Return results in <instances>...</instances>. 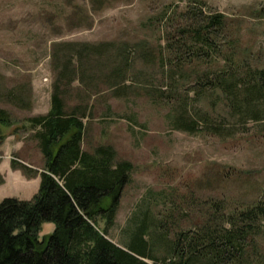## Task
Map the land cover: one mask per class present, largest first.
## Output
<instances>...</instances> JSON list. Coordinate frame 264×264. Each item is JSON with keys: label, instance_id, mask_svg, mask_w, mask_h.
Instances as JSON below:
<instances>
[{"label": "rangeland", "instance_id": "1", "mask_svg": "<svg viewBox=\"0 0 264 264\" xmlns=\"http://www.w3.org/2000/svg\"><path fill=\"white\" fill-rule=\"evenodd\" d=\"M188 1L0 0V107L12 116L9 127L0 126V201L36 191L45 160L27 119L50 110L57 69L70 57L65 43L73 42L105 47L84 70L77 60L69 83L61 85L67 107L86 111L83 147L112 145L118 160L133 164L109 234L114 242L123 243L132 217L144 208L162 217L176 207L174 219L190 227L215 203L229 213L264 200V119L236 123L219 97L216 104L194 100L190 109L192 116L201 107L212 112L224 122L221 134L190 133L172 124L174 99L168 96L172 90L187 95L194 78L167 79L160 61L167 34L156 18L166 9L183 10ZM204 1L206 11L228 19V35L217 42L227 48L228 40L237 39L239 57L264 67V0ZM123 47L127 72L110 80L108 67ZM9 93L19 97L9 99ZM189 97L194 99L192 91ZM54 228L53 222L43 223L41 237ZM256 243L264 259V241ZM155 254V264H168L164 246Z\"/></svg>", "mask_w": 264, "mask_h": 264}, {"label": "trees", "instance_id": "2", "mask_svg": "<svg viewBox=\"0 0 264 264\" xmlns=\"http://www.w3.org/2000/svg\"><path fill=\"white\" fill-rule=\"evenodd\" d=\"M206 8L204 0H189L183 10L166 9L157 16L167 34L160 61L169 81L194 78L187 95L172 90L168 96L174 99V127L221 134L223 121L204 107L193 109L192 116L191 106L221 97L236 123L264 119V67L239 57L237 39L228 40L227 48L217 42L230 29L228 19ZM102 45L65 43L70 57L57 69L50 110L27 119L45 165L32 199L0 201V264H155V248L160 245L167 249L163 260L168 264H264L256 243L258 238L264 241V200L229 213L222 203H215L190 227L174 219L176 207L162 217L144 208L132 217L122 244L109 237L133 164L118 160L109 144L84 149L86 111L80 105L68 108L61 86L69 83L77 60L84 70L91 56L103 53ZM116 54L106 62L114 64L108 67L110 80L124 78L128 69L124 47ZM18 97L9 93V99ZM11 124L10 111L0 107V126ZM45 222H53L55 228L41 237Z\"/></svg>", "mask_w": 264, "mask_h": 264}, {"label": "crops", "instance_id": "3", "mask_svg": "<svg viewBox=\"0 0 264 264\" xmlns=\"http://www.w3.org/2000/svg\"><path fill=\"white\" fill-rule=\"evenodd\" d=\"M19 162H22V163H24V164H26V165H29V164H27L26 162H24V161H22V160H20ZM39 171H41L42 169H38ZM37 180H35V187H36V191H34V193L33 194H30L29 196H27L26 194L24 195V196H20L19 197V199H29V198H31L34 194H35V192H37V190L39 189V186H37V183L39 182V179L41 180V176H40V178L38 179V178H36ZM0 198H2L1 196H0Z\"/></svg>", "mask_w": 264, "mask_h": 264}]
</instances>
